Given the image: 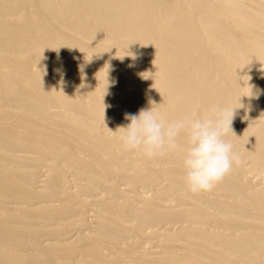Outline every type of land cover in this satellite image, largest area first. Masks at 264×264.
I'll list each match as a JSON object with an SVG mask.
<instances>
[{
    "label": "bare ground",
    "instance_id": "bare-ground-1",
    "mask_svg": "<svg viewBox=\"0 0 264 264\" xmlns=\"http://www.w3.org/2000/svg\"><path fill=\"white\" fill-rule=\"evenodd\" d=\"M150 102L237 107L241 163L123 150ZM0 264H264V0H0Z\"/></svg>",
    "mask_w": 264,
    "mask_h": 264
},
{
    "label": "clouds",
    "instance_id": "clouds-1",
    "mask_svg": "<svg viewBox=\"0 0 264 264\" xmlns=\"http://www.w3.org/2000/svg\"><path fill=\"white\" fill-rule=\"evenodd\" d=\"M150 104L137 113H125L128 123L114 131L119 133L123 150L139 151L154 158L165 151H174L178 140L183 138L184 180L193 193L212 191L234 164L241 163L234 145L225 138L228 132L234 133L237 107L211 106L202 116L188 112L169 119L155 107L157 103Z\"/></svg>",
    "mask_w": 264,
    "mask_h": 264
}]
</instances>
